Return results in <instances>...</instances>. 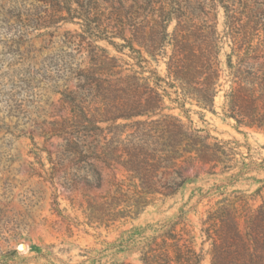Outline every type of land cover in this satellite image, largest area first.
<instances>
[{
  "label": "trees",
  "instance_id": "obj_1",
  "mask_svg": "<svg viewBox=\"0 0 264 264\" xmlns=\"http://www.w3.org/2000/svg\"><path fill=\"white\" fill-rule=\"evenodd\" d=\"M54 1L33 27L76 22L80 30L65 32L60 48L39 63L44 72L37 88L59 96L58 111L48 113L51 120L40 133L45 141L59 140L55 159L50 157L53 171L65 168L57 180L66 189L80 182L99 189L102 169L121 172L112 176L105 194L87 200L90 224L109 227L136 218L154 201L178 196L202 176L229 174L208 192L201 188L204 198L247 174L264 172V160H255L250 151L241 154L236 142L167 112V100L183 99L182 108L192 101L214 110L221 96L223 115L238 128L264 127V0ZM220 8L225 32L218 29ZM227 37L232 46L223 61ZM102 40L128 48L140 70L111 56L98 44ZM150 61H162L165 74L147 69L144 63ZM252 178L261 184L255 193L262 204L253 208L239 190L219 191L221 197L202 218L211 264H264V179ZM185 213L134 226L121 237L129 232L142 264H201L203 254ZM242 218L245 232L239 227Z\"/></svg>",
  "mask_w": 264,
  "mask_h": 264
},
{
  "label": "rangeland",
  "instance_id": "obj_2",
  "mask_svg": "<svg viewBox=\"0 0 264 264\" xmlns=\"http://www.w3.org/2000/svg\"><path fill=\"white\" fill-rule=\"evenodd\" d=\"M55 5L54 0H0V264H142L139 251L131 248L129 232L121 237L122 233L134 226L144 228L174 219L182 209L186 211L184 221L194 236L195 247L203 254L201 264H211V246L202 233L206 211L221 197L219 191L230 195L239 190L249 197L253 208L262 204L261 196L255 193L261 184L252 177L264 179V172L247 174L230 186L210 191L204 198H201V188L208 192L214 185L223 184L229 174L202 176L178 196L154 201L136 218L109 227L90 224L87 200L105 194L112 176H120L121 172L102 169L104 182L99 189L89 188L84 182L66 189L57 180L65 176V168L53 171L50 157L55 159L59 140L45 141L40 133L51 120L48 113L58 111L59 96L50 89L39 91L37 88L44 72L39 63L60 48L58 40L65 32L80 30L76 22L35 29L34 19L46 17ZM218 29L226 31L222 8ZM116 41L123 43L120 39ZM98 44L125 67L134 65L128 48H115L103 40ZM231 46V38H225L223 61ZM144 66L165 74L162 61H150ZM183 103V99L177 103L167 100L170 107L167 112L184 122L192 121L196 127L208 130L219 139L236 142L243 155L250 151L255 160H264V127L238 128L223 115L221 96L214 110L192 101H186L182 108ZM239 227L245 232L244 218ZM123 239L128 240L122 244ZM21 244L25 246L19 248Z\"/></svg>",
  "mask_w": 264,
  "mask_h": 264
},
{
  "label": "water",
  "instance_id": "obj_3",
  "mask_svg": "<svg viewBox=\"0 0 264 264\" xmlns=\"http://www.w3.org/2000/svg\"><path fill=\"white\" fill-rule=\"evenodd\" d=\"M25 245L24 244H21L20 246H19V248H22V247H24Z\"/></svg>",
  "mask_w": 264,
  "mask_h": 264
}]
</instances>
